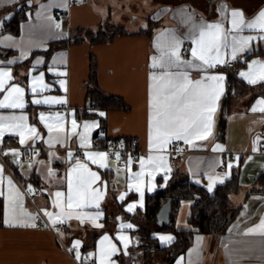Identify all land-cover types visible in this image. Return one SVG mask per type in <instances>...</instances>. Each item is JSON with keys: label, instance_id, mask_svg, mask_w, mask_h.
<instances>
[{"label": "crops", "instance_id": "obj_1", "mask_svg": "<svg viewBox=\"0 0 264 264\" xmlns=\"http://www.w3.org/2000/svg\"><path fill=\"white\" fill-rule=\"evenodd\" d=\"M22 1H26L28 5L27 17L20 23L19 32H0V68L11 71L13 80L9 84L16 83L25 89V108L0 109V115L26 116L27 124L36 127L41 137L35 142L29 140L26 145L36 144L40 149L32 161L13 163L11 171L3 161H13L14 157L11 154L0 155V166L4 169L5 177L0 190L7 192V180L10 179L21 192L24 210L33 216L36 213L34 205L40 210L58 211L52 204L53 194L56 191H67L64 179L66 170L78 159L74 156V149L102 152L91 147L96 132H102L107 138H123L125 141L136 137L143 149L140 158L147 159L148 85L149 75L155 71L149 65L151 57L156 54L153 41L161 32H175L183 40L187 32V26L183 23L186 16L193 15L196 22L200 19L205 22L221 20L216 11L221 4H227L229 10H243L246 19L254 18L264 8V0H77L78 3H74V0H56L55 3L53 0H16L15 3L0 0V21L5 17L9 18ZM143 5L146 8H142ZM57 10L63 14L56 15ZM230 19L225 17L222 20L225 28L230 26ZM55 24L60 27L57 29ZM106 25L120 28L124 33L108 42H91L88 33L97 34L105 30ZM240 35L258 33L246 29ZM5 37H11V40H6ZM184 44L188 45L189 50L191 41L184 40L182 49ZM263 48L264 40L251 41L248 50L240 53L236 60H231L230 55L224 56L228 61L234 62V66L227 72L210 70L209 74L225 76L224 94L217 101L212 135L206 141L194 140L195 147H189L181 140L184 152L182 160L177 164L170 163L167 151H153L152 155L165 157L166 167L153 171L146 166L140 178V192L135 190L137 181L129 179L130 175L142 171L139 160L132 163L130 168L108 160L106 168L89 164L92 171L101 177L103 184L100 185V190L104 196L99 209L87 208L83 211L92 214L101 212L102 216L96 223L103 227L96 228L87 219L81 223L73 218L62 223L65 227L61 228L57 224L54 228L47 217L45 218L53 229L38 225L36 221V227L8 226L4 223V199L0 197V264H76L69 249L75 250V259L79 254L81 259H76L77 261L92 258L94 264H98L97 246L105 235L118 249L111 257L115 264H144L146 260L143 258L142 246L146 238L141 234L140 228L148 227L151 237L161 246L170 245L176 238L172 231L159 230L161 225L156 221L149 224L143 218L146 196L166 187L176 173H181V176L208 191L207 177L215 176L219 179L227 173L225 182L233 171L237 172L239 185L229 194V203L236 209V214L225 232L201 233L189 223L195 203L193 199H182L172 208L175 228L192 231L189 246L176 256L172 264H176L177 260L181 264H264V237L258 234L244 235L249 228L257 227L264 218V113L251 110L258 99L264 98V83L249 85L239 76L241 71L248 70V64L253 60L264 63L262 54L247 57ZM227 51L230 53V50ZM185 57L191 58L190 51ZM38 60L42 63L38 64ZM50 67L55 72H50ZM93 70L98 87L105 94L124 100L128 109L104 110L90 105L88 82ZM232 71L240 84L229 98V107L224 110L223 103L228 99L230 91L228 76ZM41 73L44 74L43 81L48 88L43 92L32 93L30 82ZM200 75L192 72L193 79L200 78ZM60 81H64L63 86ZM36 86L39 88L38 84ZM45 97L63 99L65 103H31L33 99ZM2 98L3 94H0V99ZM41 113L45 116L60 113L64 117L65 132L71 129L73 119L79 125L77 132H83V124L86 122L98 125L88 134L90 147L80 148L78 137L66 139L63 145L53 142L49 146L45 143L50 139L49 133L39 119ZM221 117L226 121L223 135L218 131ZM6 138H16L19 141L18 136L6 133L0 140V153L17 149L7 147V143H4ZM216 144L221 145L224 151L213 152ZM66 145L70 149H66ZM68 152L73 153L72 160L69 159ZM229 162L233 164L231 169L226 167ZM49 168L54 175L48 174ZM150 171L151 176L148 175ZM149 181L151 191L148 190ZM129 184L133 185L132 189H129ZM219 184L222 183H215L212 192H208L213 193ZM29 186L31 192L27 191ZM37 188L40 189L38 194L34 193ZM121 194L124 195L123 200L119 199ZM141 201L143 207L138 206L132 212L126 210L129 204L139 205ZM24 219L27 220V217ZM125 224H132L133 227H122ZM120 235L129 238L127 249L117 239ZM162 235L172 236V242L161 243L158 237ZM76 240L81 242L80 246L73 248ZM163 260L154 257L150 264H162Z\"/></svg>", "mask_w": 264, "mask_h": 264}, {"label": "snow or ice", "instance_id": "obj_2", "mask_svg": "<svg viewBox=\"0 0 264 264\" xmlns=\"http://www.w3.org/2000/svg\"><path fill=\"white\" fill-rule=\"evenodd\" d=\"M15 3L16 0H9ZM56 0H53L55 3ZM51 6V5H50ZM216 11L219 13L221 20L215 22H205L200 19L199 22L194 20L193 15L189 14L185 17L183 23L187 26V32L182 40L175 32L165 30L161 32L153 41V48L156 54L151 57L149 67L155 71L149 75L148 85V148L149 155L147 159L139 158L141 172L134 173L129 176V179L137 181L135 190L140 192V178L143 175V169L148 166L153 171L159 168L166 167V160L163 155H152V152L163 153L169 149L173 141H183L189 147H195L194 140L206 141L212 135L214 124V114L217 110V101L224 94L223 74H209L210 70L217 69L219 66L226 65L229 61L224 58L225 55H230L231 60H236L240 53L248 50L249 44L254 40H264V8H261L252 19H246L243 10L232 8L229 10L227 4H221ZM225 17H230L229 27L225 28L222 20ZM8 19V17H5ZM51 20V17H48ZM58 29L59 24H55ZM246 29L253 30L258 35H240ZM6 40H11V37H5ZM184 40L191 41L190 51L191 58H186L182 51ZM230 50V53L227 51ZM12 63V61H9ZM42 63V61H37ZM50 72H55L54 68H49ZM195 71L200 75V78L193 79L192 72ZM65 75V73H56ZM44 74L33 78L30 82L32 93L43 92L47 90L48 85L43 81ZM239 76L249 85L264 83V63L253 60L248 64L247 71H241ZM13 80L11 71L0 68V94L3 98L0 99V109H24L25 89L16 83L9 84ZM63 86L64 81H60ZM39 85L37 88L36 85ZM31 103L34 105L40 104H63V99L48 98L33 99ZM253 112L259 111L264 113V98L258 99L256 104L251 109ZM104 115V113H100ZM40 121L47 129L50 139L46 140L49 146L53 142L63 145L65 140H71L73 137H78L79 147H90L88 134L90 130L98 125L84 123L83 132H77L79 125L73 119L71 121V129L65 132L64 117L60 113L55 115L45 116L40 114ZM51 121V122H49ZM8 133L19 137V144L26 145L29 140L35 142L40 139L36 127L27 124V117L24 115H0V140ZM259 137L257 138V142ZM179 151V149H176ZM213 152H223L224 148L216 144ZM255 151V148L253 149ZM11 154L14 159L13 163H19V151L10 149L8 152H2L0 155ZM70 160L73 159V153L68 152ZM116 159H120V154L115 153ZM109 154L99 151H85L83 159H75L72 167L66 170L64 179L66 180V193L64 191H56L53 207L58 209L56 212H51L42 209L44 216L55 228L57 224H62L66 219H77L81 223L87 219L92 222L96 228L103 227L102 224L96 223L102 216V213L97 211L95 214L84 212L87 208L99 209L100 201L103 199L104 193L100 190V185L103 184L100 175L92 171L89 164L98 165L99 168H106ZM251 159V157H249ZM133 161L131 158L127 161V166L130 168ZM228 169L233 167L231 162L226 164ZM3 167L0 166V185L4 183ZM170 171V169H167ZM48 174L54 175L53 170L49 168ZM149 176L152 175L150 171ZM224 177L217 178L215 176L207 177L209 183L208 191L212 192L215 183H223ZM167 179V176H165ZM199 183V181H197ZM8 190L5 193L0 190V197L4 199V223L8 226L36 227L34 221L37 217L27 213L23 208L22 195L16 185L9 179L7 180ZM133 185L129 184V189ZM148 190L151 191V181H149ZM31 192V186L27 189ZM142 195V193H141ZM120 200L124 199L121 194ZM143 207V203L139 205L133 203L127 207L128 212L134 211L137 207ZM79 210V211H77ZM27 217V220L24 218ZM124 228H132V224L122 225ZM258 234L264 237V218L255 228H249L244 233L245 236ZM123 242L124 249L128 248L129 238L124 235L117 237ZM161 243H171L173 237L170 235L159 236ZM80 241L76 240L73 243V248L80 246ZM72 251V249H69ZM99 253L98 264H115L111 260L118 249L115 244L110 242V238L105 235L97 246ZM127 254V252H125ZM76 259L81 257L77 254ZM176 264H181L177 260Z\"/></svg>", "mask_w": 264, "mask_h": 264}, {"label": "trees", "instance_id": "obj_3", "mask_svg": "<svg viewBox=\"0 0 264 264\" xmlns=\"http://www.w3.org/2000/svg\"><path fill=\"white\" fill-rule=\"evenodd\" d=\"M27 2L22 1L18 8L8 19L0 21V32H10L16 34L19 32L20 23L27 17ZM120 28L106 25L105 30L97 34L88 33V37L93 43H104L113 40L116 36L123 34ZM264 55V48L258 52L250 53ZM93 66V64H92ZM96 73L93 70L89 75L90 86H88V96L90 105L96 109H128V105L119 97L105 94L97 84ZM230 82V91L228 99L224 101L222 109L229 107V98L234 94L237 85L240 84L235 72H230L228 76ZM92 84V87H91ZM248 88L247 86H245ZM262 92V91H259ZM264 93V91L262 92ZM226 128L224 117L219 119L218 131L223 135ZM10 138H6L4 143H8ZM238 175L236 171L224 183L219 184L213 193H209L203 186L192 183L187 177L176 173L168 182L167 186L158 189L154 194L146 196L145 209L142 213L143 218L153 224L156 221V214L160 206L171 199L172 208L176 207L182 199H193L195 203L192 206V215L189 223L201 233H223L235 217L236 209L229 203V194L238 188ZM171 222L163 224L158 229L172 231L175 234V240L167 246H161L155 238L151 237L148 227L140 228V232L146 238L143 258L144 264H150L154 257L163 258L162 264H172L177 255L183 253L191 242V230H178L175 228L172 214ZM150 228V227H149Z\"/></svg>", "mask_w": 264, "mask_h": 264}, {"label": "built area", "instance_id": "obj_4", "mask_svg": "<svg viewBox=\"0 0 264 264\" xmlns=\"http://www.w3.org/2000/svg\"><path fill=\"white\" fill-rule=\"evenodd\" d=\"M74 3H78L77 0L73 1ZM62 11L57 10L56 15H62ZM183 54L184 56H187L188 54V45H183ZM234 66L233 61H229L226 65L219 66L217 69H214L216 71H222L227 72L229 68ZM182 143L180 141H173V143L170 145L169 149L167 150L168 159L170 163L177 164L179 163L183 158V148ZM7 147H17L19 151V162H30L34 159V156L38 153L40 146L36 144L32 145H20L18 142V139H10V141L6 144ZM66 149H70L69 146H64ZM93 149H99L102 152L108 153V161L116 164V165H127V161L129 158L132 159L133 163L137 162L140 158V156L143 153V149L140 146L139 140L136 137H130L129 141H125L123 138H107L102 132H96L94 135V141L91 145ZM176 149H179L177 151ZM84 150L80 149H74V156L78 159H83L84 157ZM115 153L120 154V159L117 160ZM4 165L8 170L11 171V166L13 165V162L11 160L3 161ZM12 173V172H11ZM13 174V173H12ZM34 193L38 194L40 193V189H35ZM34 209L36 211L35 217L37 219L35 220L38 225H46L50 229H53V227L48 223L47 219L45 218L42 211L37 208L34 205ZM59 227L63 228L65 227L64 224H60ZM75 250L70 251V256L74 260L76 264H94V261L92 258H87L83 262H79L75 259L74 254Z\"/></svg>", "mask_w": 264, "mask_h": 264}, {"label": "water", "instance_id": "obj_5", "mask_svg": "<svg viewBox=\"0 0 264 264\" xmlns=\"http://www.w3.org/2000/svg\"><path fill=\"white\" fill-rule=\"evenodd\" d=\"M171 211H172V201L167 199L159 208L156 214V222L159 225L169 224L171 222Z\"/></svg>", "mask_w": 264, "mask_h": 264}, {"label": "rangeland", "instance_id": "obj_6", "mask_svg": "<svg viewBox=\"0 0 264 264\" xmlns=\"http://www.w3.org/2000/svg\"><path fill=\"white\" fill-rule=\"evenodd\" d=\"M140 6H141V3H140ZM142 8H146V6H144V5H143V7H142ZM140 11H141V10H140Z\"/></svg>", "mask_w": 264, "mask_h": 264}]
</instances>
